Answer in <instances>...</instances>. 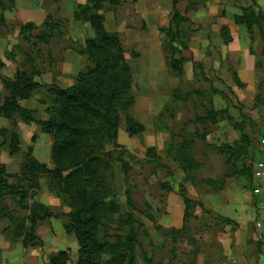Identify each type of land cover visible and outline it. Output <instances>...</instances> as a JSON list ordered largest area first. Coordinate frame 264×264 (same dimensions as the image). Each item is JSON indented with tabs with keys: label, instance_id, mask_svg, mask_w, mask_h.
<instances>
[{
	"label": "rangeland",
	"instance_id": "rangeland-1",
	"mask_svg": "<svg viewBox=\"0 0 264 264\" xmlns=\"http://www.w3.org/2000/svg\"><path fill=\"white\" fill-rule=\"evenodd\" d=\"M135 1L121 0L118 8L107 4L101 11L108 29L121 35L125 57L135 75L118 131V144L126 153L114 148L107 132L97 150V155L114 154L109 161L112 170L104 174L100 198L106 205L115 202L120 207L102 237L106 233L108 240L115 242L116 237L128 235L130 229L122 223L131 215L148 233L145 236L141 230L138 232L142 247L137 249L134 264H199L198 259L205 264H264V210L260 211L264 187L260 188L261 196L256 195L259 187L253 176L259 164L264 165V27H256L251 35L246 26L234 21V16L241 15V7L252 2L203 0L196 11L189 10L187 2L179 4V11L193 25L183 26L179 47L189 61L184 64L183 74L178 75L171 70L170 56L164 52L165 37L158 33L169 23L172 0H158L152 17L144 20L136 14ZM255 1L263 10L264 0ZM4 3L7 10L3 12L0 7V60L4 64L0 68V104L5 98L3 79H15L21 68L43 87L22 105L37 119L48 121L59 108V101L48 94V88L73 87L79 74L94 67L87 55L74 50L84 48L94 33L88 22L75 18L77 7L83 5L75 1L55 4L51 0H16L14 7L8 0ZM50 14L60 27H42L25 34L33 35L31 43L24 41L22 26L33 23L41 27ZM149 22L153 38L144 39V48L139 49L143 56L139 55L138 60L132 55L140 52L127 33ZM224 25L231 29L233 41L229 45L220 36ZM152 40L157 46L152 51L157 56L150 55L145 45ZM224 111L226 116L219 114L217 123L195 122L197 118L206 119L211 112ZM127 114L143 130L129 134ZM17 122V153L12 154L0 138V163L7 172L21 176L30 149L40 164L53 167L54 137L40 132L34 123L21 119ZM0 129L14 126L0 118ZM244 134L251 143L244 141ZM223 148L235 150V158L223 155ZM121 161L131 167L129 173ZM187 162L199 168L190 170ZM250 167L252 180L246 175ZM39 179V189L15 178L9 182L29 193L30 204H43L60 217L39 226L38 235L45 243L42 249L26 248L9 221L0 218V264H46L57 252H67L69 264L79 262L78 242L74 234L67 232L69 221L64 217L73 210L74 203L52 188L55 183L48 177ZM162 184L173 190H163ZM184 193L194 205L187 230L182 232ZM7 203L16 217L26 215L19 199L9 198ZM179 208L183 211V226L171 228ZM259 222L263 229L258 228Z\"/></svg>",
	"mask_w": 264,
	"mask_h": 264
},
{
	"label": "trees",
	"instance_id": "trees-1",
	"mask_svg": "<svg viewBox=\"0 0 264 264\" xmlns=\"http://www.w3.org/2000/svg\"><path fill=\"white\" fill-rule=\"evenodd\" d=\"M4 1L0 0L3 12L7 10ZM8 1L12 7L15 6L16 0ZM51 1L59 4L61 0ZM202 1L172 0V15L169 23L160 29V33L165 37L163 44L165 50H163L170 56L169 65L175 74L182 75L184 64L189 61L183 56L179 47V44H182L183 26L193 25L190 18L181 14L178 5L187 2L188 9L196 11ZM250 1L252 5L241 7V15L234 16V21L238 25L246 26L252 35L256 27L259 29L264 27V11L255 0ZM107 4L118 8L121 0H92L89 5L77 7L75 18L88 22L94 35L87 40L84 48L79 46L80 48L74 50L80 55H87L94 67L79 74L77 84L73 87L63 89L53 85L48 88V94L59 101V108L51 115L50 120L37 119L34 112L22 105L23 101L31 99L43 87L21 68L17 69L15 79H3L5 98L0 104V118L12 122L14 126V129H0V138L4 140V144L12 154L19 150L17 119L36 124L40 132L55 139L53 167L40 164L32 155L33 149H30L22 175L19 177L10 175L6 167L0 163V218L9 221L15 228V236L23 238L26 248H44L45 243L38 235V228L52 218L60 216L43 204H30L29 193L21 186L12 185L9 180L15 178L22 184L39 189V177H48L52 184L55 183L52 188L59 189V194L68 197L74 203L73 210L64 217L69 221L66 225L67 232L74 234L78 242L80 257L78 264H134L137 260V249L142 247L138 232L141 230L145 236H148L145 226L130 215L122 223L130 229L128 235L116 237L115 242L108 240L106 233L102 237L103 232L108 233L113 216L120 212V207L115 202L106 205L100 198V187L105 180L104 174L112 170L109 161L114 159V154L97 155V150L101 146L103 135L107 132L109 138L113 140L114 148L121 150V154L126 153L118 144V131L127 94L131 92V85L135 81L132 67L125 57L120 34L108 29L106 19L101 14ZM54 20V15L50 14L41 27L33 23L22 26L23 40L31 43L33 35L26 37L25 34H32L42 27L58 29L60 23ZM220 36L225 45L233 41L228 25L221 28ZM3 66L0 60V68ZM234 77L238 79L236 73ZM219 114L226 116L227 111L211 112L206 119L197 118L195 122L203 124L206 120H210L212 123H217ZM125 122L127 131L131 135H135L141 127L134 123L129 114L125 117ZM141 130L143 129L140 128ZM243 138L244 141L251 143L246 134ZM221 153L230 154L232 158H235L236 154L235 150L230 148H223ZM121 162L126 174L129 173L131 167L124 161ZM161 167L163 168L162 165L159 168ZM188 167L190 170L199 168L193 163H188ZM246 175L252 180L251 167L246 170ZM161 188L167 192L173 190L167 184H162ZM9 198L19 199L20 206L26 214L22 219L16 217L10 210L7 203ZM183 199L186 214L181 231L185 232L194 201L186 193ZM69 262L70 255L67 252H57L49 256L46 264H69ZM149 263L152 264V261Z\"/></svg>",
	"mask_w": 264,
	"mask_h": 264
},
{
	"label": "crops",
	"instance_id": "crops-1",
	"mask_svg": "<svg viewBox=\"0 0 264 264\" xmlns=\"http://www.w3.org/2000/svg\"><path fill=\"white\" fill-rule=\"evenodd\" d=\"M72 1H75L76 4L78 3V4L87 5L88 2H91L92 0H72ZM131 1H135V0H131ZM134 3L136 5V10H137L136 14L140 15V17H142L143 20L144 19H150V16L153 14L154 9H156L158 7V0H136ZM178 10H180L179 7H178ZM169 11H172V8ZM146 24H147V26L143 25L141 29H137V31H135V32L131 31V32L127 33V36L130 35L131 39H134V40H132V42H135V45H133V46L137 47L139 52H140L139 49L144 48V46H143L144 39H146L148 36L152 37L153 30H152L151 24H150V22L146 23ZM153 24H154V22H153ZM154 26H155V24H154ZM143 27H146L147 30L143 31ZM158 33H160V30H158ZM155 34H157V32ZM149 43L145 44V45H147V48H149V51H151L150 55H156L157 56L158 53L155 52L154 50L152 51V48H157V46L153 43V40H152V43H150V44ZM139 55H140V58H142L143 55H141V52L140 53L136 52L132 56L138 57L137 59L139 60ZM126 59L128 60L129 64L132 67V70H133V66L130 63L129 59L128 58H126ZM133 74H134V72H133ZM134 77H135V75H134ZM153 78L156 79L155 76H153ZM179 209H180V213L177 214L176 220L173 223L174 225H171V228L181 229L183 226V218H184L183 217V211L181 210V208H179ZM203 262H204L203 259L202 260L198 259L199 264H202ZM203 264H205V262Z\"/></svg>",
	"mask_w": 264,
	"mask_h": 264
},
{
	"label": "built area",
	"instance_id": "built-area-1",
	"mask_svg": "<svg viewBox=\"0 0 264 264\" xmlns=\"http://www.w3.org/2000/svg\"><path fill=\"white\" fill-rule=\"evenodd\" d=\"M255 180L257 181V185L259 188H257L255 190V194L258 196H261L262 192H261V187H264V165L263 164H259V167L256 171L255 174H253ZM264 210V203L261 202L260 203V211L263 212ZM259 229H263V223L259 222V224L257 225Z\"/></svg>",
	"mask_w": 264,
	"mask_h": 264
}]
</instances>
